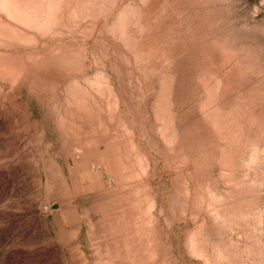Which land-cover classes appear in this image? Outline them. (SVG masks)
Masks as SVG:
<instances>
[{
  "label": "rangeland",
  "instance_id": "1",
  "mask_svg": "<svg viewBox=\"0 0 264 264\" xmlns=\"http://www.w3.org/2000/svg\"><path fill=\"white\" fill-rule=\"evenodd\" d=\"M0 264H264V0H0Z\"/></svg>",
  "mask_w": 264,
  "mask_h": 264
}]
</instances>
